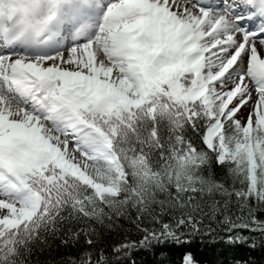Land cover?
<instances>
[{
	"label": "snow or ice",
	"instance_id": "snow-or-ice-1",
	"mask_svg": "<svg viewBox=\"0 0 264 264\" xmlns=\"http://www.w3.org/2000/svg\"><path fill=\"white\" fill-rule=\"evenodd\" d=\"M204 235L264 243V0H0V264Z\"/></svg>",
	"mask_w": 264,
	"mask_h": 264
},
{
	"label": "trees",
	"instance_id": "trees-1",
	"mask_svg": "<svg viewBox=\"0 0 264 264\" xmlns=\"http://www.w3.org/2000/svg\"><path fill=\"white\" fill-rule=\"evenodd\" d=\"M214 170L219 175L220 169L215 162L213 164ZM120 224L123 225L124 230L117 236L115 233H106L103 236V243L98 247H103L104 244H111L114 240L122 239L124 234L130 238H136L134 226L121 220ZM103 231V230H102ZM223 234H221V237ZM87 247L83 243V239L77 243H61L60 238H49L47 245H42L33 253L34 264H61L62 260L68 257L77 256L78 250ZM188 249L194 254L198 264H264V243L257 239L256 247H249L247 244H230L223 238L213 239L208 235L196 236L192 239L191 243L187 246ZM180 250L172 248L159 252L153 249L139 250L134 252L130 260L135 261V264H165L166 257L174 258ZM124 264H128L125 260Z\"/></svg>",
	"mask_w": 264,
	"mask_h": 264
}]
</instances>
